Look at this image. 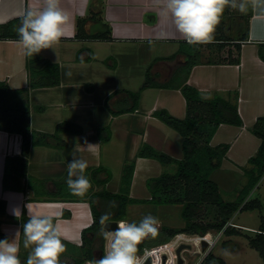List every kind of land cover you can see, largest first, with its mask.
I'll return each instance as SVG.
<instances>
[{
    "label": "crops",
    "instance_id": "0c3cea01",
    "mask_svg": "<svg viewBox=\"0 0 264 264\" xmlns=\"http://www.w3.org/2000/svg\"><path fill=\"white\" fill-rule=\"evenodd\" d=\"M43 6L44 0H0V23L21 16L28 9L35 11ZM60 7L70 16L64 37L53 49H44L33 55L59 64V83L31 86L28 57L23 55L17 43L19 38H0V80L7 81L14 88H29L32 128L54 132L56 125L65 120L73 121L83 128L81 133L60 132L67 141L64 147L33 143L29 153L28 176L24 179L26 183L31 176L47 179L44 188L54 189L53 180L67 173L68 163L75 156L86 160L88 167L104 166L109 169L111 177L105 186L109 191L117 192L125 163L135 160L130 196L141 201L129 203L128 208L131 204L150 202L151 192L147 180L168 171L164 165L173 164L176 170L177 161L184 156L182 134L156 116L154 111L166 108L178 117H185L186 96L178 86L151 85L142 90L135 110L113 112L114 109L125 107L129 97L125 91L117 92L112 97L110 95L119 89L138 90L146 78L150 63H153L151 73L156 82H167L185 63V54L179 52L180 42L184 38L176 31L171 16L165 15L163 5L158 4L157 0H60ZM225 10L229 11L228 8ZM91 11L97 12L96 17L86 21V29H96L99 24L97 17L100 16L111 24L114 38L75 36L78 17H85ZM230 14L227 12L222 18L225 20ZM236 14V17L227 18L225 24L227 34L236 38L235 41L246 35L245 39L240 38V61L214 58L209 62L204 59L195 64L188 75V82L196 86L203 97L213 98L219 94L238 102L243 118L241 125L221 123L211 139L213 145L229 143L221 166L212 173V178L218 182L227 200L235 199L239 188L247 182L245 168L251 166L249 158L256 154L261 143V138L252 131V126L259 116L264 115V58L259 49L264 42V16L251 8L247 14L239 11ZM207 49L212 51L211 48ZM230 50L233 57L238 55L233 42L221 53L227 56ZM174 53H177L174 58H161ZM101 126L109 127L111 135L108 140H102L98 131ZM22 142L21 133L0 128V198L6 201L7 209L5 214L0 215V228L10 242L17 244L20 252L23 215L26 214L28 218L30 215L51 216L63 239L81 245L83 231L94 221L88 198L38 197L30 186L25 190L4 187L6 158L8 155L21 154ZM144 145L161 150L175 160L162 163L152 156H138L139 149ZM262 181L251 191L248 199L253 198V193L259 189ZM146 186L149 193L142 195ZM224 191L230 192L232 196ZM259 191L258 194L263 195L261 188ZM158 205L160 213L172 215L171 208L163 207L167 204ZM17 208L21 212L19 218L13 214ZM240 211L244 210L237 211L230 219L237 224L234 226L253 232L260 230L237 223L235 217ZM157 218V226L162 225V222L167 223L164 216ZM129 219L142 218L133 216ZM223 234V231L213 233L218 236V240L209 248L210 251ZM204 255L202 253L199 256L198 263Z\"/></svg>",
    "mask_w": 264,
    "mask_h": 264
},
{
    "label": "trees",
    "instance_id": "16d2710c",
    "mask_svg": "<svg viewBox=\"0 0 264 264\" xmlns=\"http://www.w3.org/2000/svg\"><path fill=\"white\" fill-rule=\"evenodd\" d=\"M91 12L85 17H78L75 36L77 38L94 39L114 38L111 24L100 16L97 17L99 24L96 29L94 27L90 31L86 29V21L96 17L97 12ZM21 17L22 15L0 23V38H19L17 29L21 24ZM240 38L245 39L246 35L243 34ZM240 38L235 41L236 38L227 34L225 20L221 18L212 43L192 46L185 39L180 42L179 52L185 54V63L167 82H156L151 73L153 65L151 63L147 67L146 78L138 90L119 89L110 95L112 97L117 92L125 91L129 97L127 100L129 103L125 107L114 109L113 112L135 110L138 107L142 90L151 85L178 86L187 99L185 117H178L166 108H159L154 111L156 116L182 134L184 156L177 161V169L174 172L164 171L162 174L150 177L147 180L151 192L149 200L155 204H182V216L186 223L183 227H173L168 224L160 225L158 236L155 239L148 238L144 240L139 245V252H142L146 246L169 241L177 232L187 231L205 234L210 230H215L218 232L223 231L227 235L245 234L251 246L259 251L264 260V213L261 214L260 230L255 231L253 234L242 231L240 227L228 224L237 211L262 206L259 197L251 199H248V197L264 175V115L259 116L252 126V131L261 138V143L256 154L249 158L251 166L245 168L248 175L247 182L240 188L235 199L227 200L222 194L220 185L211 175L222 164L223 158L229 149V143L223 142L213 145L211 139L218 126L223 122L243 124L238 102L219 94L213 98H205L196 86L188 82L191 68L204 60L203 55L206 47L217 48L216 51L221 52L228 44L233 42L238 55L233 57L232 50H230L227 56L222 55L225 58H217L216 60L239 62ZM259 49L261 57L264 58V42L260 44ZM176 55L177 53H174L161 58H174ZM207 60L212 62L214 58L210 57ZM27 67L30 73L31 86L55 85L60 81L59 64L50 61L48 58L28 57ZM0 128L19 132L23 139L21 154L8 155L6 158L3 177L4 187L6 189L25 190L27 186H30L38 197L48 195L52 197L88 198L91 201L94 221L90 227L83 231V243L81 245H76L62 238L66 246L64 253L73 256V264H84L87 260L102 258L105 252L104 245L100 248V255L94 245L96 235L100 233V216L107 213L111 219H127L129 203L141 201L130 196L135 160L125 163L121 186L117 192H111L106 188L105 184L111 177V172L104 166L88 167L86 170L92 187L84 197L73 196L69 193L65 183L67 173L60 179H54L55 188L47 190L44 188L47 179L31 176L28 183L24 179L28 176L29 153L32 144H54L64 147L67 145V141L62 138L60 132L81 133L82 126L73 121L65 120L56 125L54 132L34 130L31 125L29 88H14L7 81L0 80ZM98 131L102 140L110 138L109 127L101 126ZM137 154L138 156L155 157L162 163L175 160L167 153L149 145L142 146ZM6 211V201L0 198V215L5 214ZM65 214L68 215L69 213L65 212ZM27 220L28 217L24 214L22 217L23 224ZM53 222L55 223L54 218ZM4 239H8V236L0 228V240ZM23 240L24 235L18 256L21 264H26L28 256L23 249ZM237 247L238 244L233 246V248ZM199 264L230 263L211 250L201 258Z\"/></svg>",
    "mask_w": 264,
    "mask_h": 264
},
{
    "label": "clouds",
    "instance_id": "9594fccd",
    "mask_svg": "<svg viewBox=\"0 0 264 264\" xmlns=\"http://www.w3.org/2000/svg\"><path fill=\"white\" fill-rule=\"evenodd\" d=\"M157 3L163 5L165 15L171 16L176 31L192 46L214 41L226 8L241 14H247L251 8L264 16V0H157ZM69 22L70 16L60 7V0H44L42 9L26 11L17 29V43L23 55L32 57L44 49H53L64 37ZM87 169L88 162L82 158L74 156L68 163L65 183L71 195L84 197L91 189ZM13 214L19 218L21 212L17 208ZM110 219L107 213L99 218L100 235L108 242V247L102 258L88 264H142L137 255L139 245L158 236V218L148 214L138 224L121 220L114 230H109ZM23 235L24 248H31L26 264H60L66 246L53 217L30 215L23 225ZM18 252L16 243L0 240V264H21ZM225 252L227 254V250Z\"/></svg>",
    "mask_w": 264,
    "mask_h": 264
},
{
    "label": "rangeland",
    "instance_id": "374dc122",
    "mask_svg": "<svg viewBox=\"0 0 264 264\" xmlns=\"http://www.w3.org/2000/svg\"><path fill=\"white\" fill-rule=\"evenodd\" d=\"M228 9H229V11L225 10L222 17H224L227 12H230L232 14H230V16H228V15L226 16L225 22H227V18H229V17H231V18L233 16L236 17L237 16L236 13L238 12L237 10H233L231 8H228ZM209 50L210 49H207V47H206V49H204L205 54L203 55V58L205 60L210 58V57L215 58V59L225 58L224 56H222L223 54L221 52L216 51V50H218L217 48H213L212 51H209ZM208 51H209V53H208ZM164 167L168 171H174L176 166L173 164H170V165H164ZM152 175H154V174H152ZM211 177H212V175H211ZM263 177H264V175L260 179L261 181H262ZM261 183L262 184L259 187V189L261 188L263 195L258 194V192H260V191H259V189H257V191H255V193H253L252 197L253 198L259 197L261 199L262 206L260 208L256 207L254 209H247V210L240 211L239 213H237V215L235 217V221L237 223H239L241 225L246 224L249 226L259 228L260 223H261V219H262L261 214L264 213V179ZM240 188H239V190H240ZM226 192L227 193H225V191H224L225 194H229L230 196H232L230 192H228V191H226ZM148 193H149L148 187L145 190V192L144 191L141 192L142 195H145ZM225 196H227V195H225ZM227 198H230V197H227ZM159 207L160 206L158 204H155L152 201H150V202L145 201V202H141V203L131 204L128 208V217L125 220H130L129 218H132L133 216L143 218L144 216L151 214L157 218V216L162 215L167 219L166 224H168V225H171L173 227L185 226L186 222L182 216L181 204H171V205L167 204L166 206H163V207L171 208L173 210L172 215H168V216L164 215V213H160ZM204 212H206V211H204ZM169 217L171 219H168ZM162 224H165V222H162ZM159 226H157V227H159ZM242 230L245 232H248L250 234L254 233L252 230L243 229V228H242ZM209 232L211 234L218 233V231H215V230H210ZM219 232H221V231H219ZM224 242L227 244L225 245ZM235 244H238L237 248H233V246ZM94 245H95V248H96L99 255H100V251H101V249H100L101 246L104 245V247L106 248V241L102 239V236L100 235V233L96 235ZM209 248L210 247H208L206 250H202V246H200L199 244H196V243L193 244L190 249L189 248H183L181 253L185 259L184 264H199L197 262L199 256L202 253L206 254L207 252H209L210 251ZM23 249L26 251L27 256H28L30 251H31V248H28V249L23 248ZM191 249H194V250H191ZM197 250L199 252H197ZM225 250H227V254H226ZM194 251H196V252H194ZM212 251L214 253L220 255V256H223L230 264H264V260L261 256V254L259 253V251L256 248L251 246V244L249 243L248 238L246 237L245 234H238V235L237 234L236 235L223 234V236H221V238L219 239L218 244L215 247H213ZM87 261H89V260H87ZM73 263H74L73 256L70 255L69 253H63L60 256V264H73Z\"/></svg>",
    "mask_w": 264,
    "mask_h": 264
},
{
    "label": "built area",
    "instance_id": "2783aa9c",
    "mask_svg": "<svg viewBox=\"0 0 264 264\" xmlns=\"http://www.w3.org/2000/svg\"><path fill=\"white\" fill-rule=\"evenodd\" d=\"M125 221L129 222V220H125ZM228 224L237 225L236 223L232 221H229ZM204 239L209 242V247H212L216 244L218 240V236L213 235L210 232L201 234V233L181 231V232H177L167 242L144 247L143 251L137 253V255L141 259L142 264H145V262L149 258L152 259L150 264H163L164 262L163 256L165 254L167 255L166 264H178V255H177L176 249L179 247V245H181L182 243H190L191 245L196 243L201 246L202 241ZM107 247H108V242L106 241V248ZM89 261H92V260H89ZM89 261L85 262L84 264H88Z\"/></svg>",
    "mask_w": 264,
    "mask_h": 264
},
{
    "label": "water",
    "instance_id": "95a60500",
    "mask_svg": "<svg viewBox=\"0 0 264 264\" xmlns=\"http://www.w3.org/2000/svg\"><path fill=\"white\" fill-rule=\"evenodd\" d=\"M140 220L141 219H132V220H129V223H137L138 224L140 222ZM118 222H119V220L110 219V221L108 222L109 228H110L109 230H114L116 228V225L118 224ZM201 246H202V250H206L209 247V242L204 239L202 241V245ZM191 247H192V245L190 243H182L181 245H179V247L176 249L177 255H178V264H184L185 263V259H184V257L182 256V253H181L182 249L183 248H189L190 249ZM166 259H167V255L165 254L163 256V260H164L163 264H166ZM151 261H152V259L149 258L145 262V264H150Z\"/></svg>",
    "mask_w": 264,
    "mask_h": 264
},
{
    "label": "bare ground",
    "instance_id": "6f19581e",
    "mask_svg": "<svg viewBox=\"0 0 264 264\" xmlns=\"http://www.w3.org/2000/svg\"><path fill=\"white\" fill-rule=\"evenodd\" d=\"M192 250V249H191Z\"/></svg>",
    "mask_w": 264,
    "mask_h": 264
}]
</instances>
